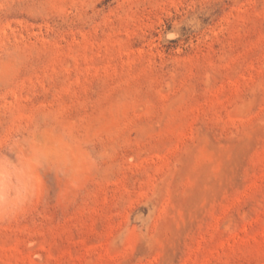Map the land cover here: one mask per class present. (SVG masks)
Here are the masks:
<instances>
[{
	"label": "rangeland",
	"instance_id": "1",
	"mask_svg": "<svg viewBox=\"0 0 264 264\" xmlns=\"http://www.w3.org/2000/svg\"><path fill=\"white\" fill-rule=\"evenodd\" d=\"M0 264H264V0H0Z\"/></svg>",
	"mask_w": 264,
	"mask_h": 264
}]
</instances>
